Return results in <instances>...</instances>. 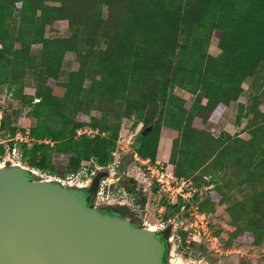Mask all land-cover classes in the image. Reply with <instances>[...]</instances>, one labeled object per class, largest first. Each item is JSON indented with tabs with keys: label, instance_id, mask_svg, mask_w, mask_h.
<instances>
[{
	"label": "trees",
	"instance_id": "16d2710c",
	"mask_svg": "<svg viewBox=\"0 0 264 264\" xmlns=\"http://www.w3.org/2000/svg\"><path fill=\"white\" fill-rule=\"evenodd\" d=\"M212 38L219 40L217 56L208 52ZM69 53L78 69L66 73ZM28 76L36 81L33 96L24 92ZM3 86L28 106L36 125L19 129L3 117L1 157L16 147L24 166L49 175L58 169L54 159L66 158L63 177L78 173L85 161L107 167L122 120L135 116L132 129L140 123L142 129L129 161L136 153L155 163L160 140L172 139L175 177L207 187L202 199L199 192L193 197L199 211L212 214L228 203L235 229L227 232L226 245L264 244V0H0ZM177 88L189 98L178 96ZM234 102L236 124L247 120L242 132L249 138L225 131L216 136L205 128ZM87 103L100 112L89 123L82 121ZM86 127L96 134L77 137ZM18 134L28 141L15 142ZM223 179L245 197L225 192L218 184ZM114 185L145 207L134 180ZM182 201L168 202L166 211L173 212L165 219L188 209ZM178 234L185 245V234Z\"/></svg>",
	"mask_w": 264,
	"mask_h": 264
},
{
	"label": "water",
	"instance_id": "95a60500",
	"mask_svg": "<svg viewBox=\"0 0 264 264\" xmlns=\"http://www.w3.org/2000/svg\"><path fill=\"white\" fill-rule=\"evenodd\" d=\"M34 174L0 165V264H173L157 231L102 214L82 189Z\"/></svg>",
	"mask_w": 264,
	"mask_h": 264
},
{
	"label": "rangeland",
	"instance_id": "374dc122",
	"mask_svg": "<svg viewBox=\"0 0 264 264\" xmlns=\"http://www.w3.org/2000/svg\"><path fill=\"white\" fill-rule=\"evenodd\" d=\"M17 14V12L15 13ZM17 16V15H16ZM55 27L60 29L62 36H67L69 32L67 29L60 24L59 22L56 23ZM15 31V29H12ZM204 30L201 31V34H204ZM15 33V32H14ZM16 34V33H15ZM13 34V35H15ZM47 34L49 35V29H47ZM13 35L7 39L6 43H9L13 38ZM219 40L217 38H212L210 44L208 46V52L213 55L220 54V49L218 47ZM38 46L33 47V53H37L39 51ZM75 54L69 53L65 57V61L63 63V70L66 73H69L72 70L78 69V63H74ZM35 85L36 81L35 78L29 77L25 80V89L24 92L28 96H33L35 94ZM88 85V83H87ZM175 93L183 98L186 97V92L181 89H175ZM96 104L87 103L84 108V114L82 116V121L85 123H89L92 118L99 117L100 112L95 109ZM231 110L230 117L225 119V123L217 124L214 126L213 123L208 124L205 128L208 130H213L215 135H219L221 130H230L233 135L240 134L242 138H249L250 136L247 133H243L242 130L247 123V120H243L242 123L238 126L234 125L235 117L237 116L236 113V105ZM0 111L3 112L2 119L9 122L11 126H18L19 129H30L36 125V120L33 118L28 117L29 108L27 105L21 104L18 100H15L9 93L7 86H3L0 88ZM229 118V119H228ZM138 119L137 117L133 116L131 119H123L121 122V129L119 134V139L117 142V147L115 149L114 161L108 167L101 168L93 163V161H85L81 163V168L78 173L76 174H68L66 177L64 176L65 169L67 168L69 161L66 158L54 159L53 164L58 169L54 175H49L39 170L30 169L27 166H24L22 160L20 161V165L25 167L31 171H33L35 176L41 180H62L65 181V185L73 184L72 186L80 185V186H88L91 183V180L94 175L103 174L104 182H107L105 185V190L100 189L97 190L96 201L100 205H115V206H126L128 210L126 213L128 217L135 220V222L146 228H154L157 232L162 230L167 231L169 235V239L172 237V241H169V251L167 259L172 261L173 264H264V244L260 246L255 245H248L247 247H237L231 248L227 243L228 239V231H233L235 228L231 223V219L226 212V204L221 205L218 207L217 210L212 214H207V220L209 223V231L210 233L215 232L218 235H211L208 241H202L201 246L199 248H191L188 244L182 245L178 242V233L180 229L175 231L174 228H179L178 226L181 223L185 222L186 224L194 222L197 218L198 213H203L199 211V204L198 197L194 198V193L192 196L186 197L188 199H184L182 201L185 205L188 204V209L182 207L181 214L176 213L174 217L171 215L168 219H165L167 214H172V210L169 212L166 211V207L168 202H166L165 196H163L156 188H152L148 182L146 181L145 177L140 175V167L145 166L141 163L140 156L136 153L133 155V159L129 161L130 154L134 152L133 146L135 144V140L137 138L138 132L142 129V123L137 127L136 130L132 129L133 123L135 120ZM231 125V127L229 125ZM234 125V127H233ZM155 128V126H154ZM228 128V129H227ZM220 129V130H219ZM88 131L91 135L96 134V131L92 130L89 127L84 128L83 131ZM79 131V132H80ZM6 132L2 130L0 134V140H6ZM77 133V137L83 133ZM171 142L162 138L159 143V150L157 160L161 162L165 172L168 174H173V166L171 163V152L172 147ZM4 156H9L7 153ZM3 156V157H4ZM13 159L16 158L15 154H12ZM1 157V156H0ZM15 157V158H14ZM18 160V159H17ZM154 163H151L149 166H153ZM124 166V167H123ZM144 169L147 170V165ZM104 172H112L114 175H108ZM109 179V181H107ZM134 180V182L138 186V190L140 193V199L146 200V205L144 208L141 206V201L138 202L135 200L133 195L128 194L125 190L121 188H117L114 184H118L120 180ZM207 180H211L209 177ZM193 182L192 187L197 189L199 193V198L202 199L205 196V190L207 187H200V184L193 179H190ZM213 183V180L211 181ZM111 184V185H109ZM218 184L224 186L225 192L228 193L232 197H236L238 200H241L245 196L241 193L239 194V188L232 184L226 186L225 179L218 181ZM213 185H211L212 187ZM98 192L100 194H98ZM249 194V193H248ZM198 208V210H196ZM185 213V214H184ZM184 215L183 219L180 218ZM181 220V221H180ZM178 223V224H177ZM173 224L175 226L173 227ZM190 247V249L188 248Z\"/></svg>",
	"mask_w": 264,
	"mask_h": 264
},
{
	"label": "built area",
	"instance_id": "2783aa9c",
	"mask_svg": "<svg viewBox=\"0 0 264 264\" xmlns=\"http://www.w3.org/2000/svg\"><path fill=\"white\" fill-rule=\"evenodd\" d=\"M2 116H3V112L0 111V134H1ZM81 133L90 134L86 130ZM14 140L15 142H23V141H28V138L24 137L21 134H18ZM4 143L5 141L0 140V145ZM12 154H15L16 156V158L14 157L15 159L11 158L13 157ZM8 155H10V157L9 156L0 157V165L7 164L8 162H10L11 164L12 163L21 164L20 156L16 147L12 151V153H8ZM140 161L143 165H145L143 167H140L139 169L140 175L146 178L145 182H148V184L152 188H157V190L163 196H165V198L170 204H176L177 202H179L180 198L183 201L184 199L186 201V199H188L186 197L190 198L192 196V193H194L193 195L197 193L198 190L192 187L193 183L190 180L188 179L178 180L175 177L174 172L173 174H168L167 172H165L161 162L156 161L153 166H149L152 163L150 160H140ZM146 165H147V170L145 171L143 168H145ZM101 168H105V167H101ZM58 181L62 183H66L65 181L62 180H58ZM107 181H109V179ZM106 183L107 182H104L103 190H105ZM196 210H198V208H196ZM196 217L199 218V220L196 219L194 222L189 224L183 222L181 223V225L178 226L179 228H177V230L180 229L185 234L184 243L187 245L189 244L190 246L192 244L201 243L202 241H208L212 235V233H210L209 231L207 214L198 213ZM177 238L179 243L183 241L181 236L178 235Z\"/></svg>",
	"mask_w": 264,
	"mask_h": 264
},
{
	"label": "flooded vegetation",
	"instance_id": "af4514ba",
	"mask_svg": "<svg viewBox=\"0 0 264 264\" xmlns=\"http://www.w3.org/2000/svg\"><path fill=\"white\" fill-rule=\"evenodd\" d=\"M7 165L11 166L12 164L10 162H8ZM104 173H107L108 175H114V174H112V172H104ZM32 177H33V179H37L36 176H32ZM56 181H58V180H56ZM104 181H105V179L103 180V174H97V175L93 176L91 183L88 186H85V187L80 186V185L72 186L73 184L70 185V183L68 184V186H72L74 188H80L84 191V194L86 195V202H87L88 207L96 208L102 214H110V215L119 216L120 218H128V219H130L132 226L141 227L140 225H138L135 222V220L128 217L126 210L123 209V208H127L126 206H115V205H109V204L102 206L99 203H97V201H96L97 193L96 192H97L99 187H100V189L102 188V190H103ZM62 184L64 186H66L65 183H62ZM98 194H100V193L98 192ZM174 226H175V224H173V227ZM176 229L177 228H174L175 231H177ZM172 238L169 239V235H168L167 231H165V230L158 232L157 239L165 245L164 262H168L167 256H168V251H169V241H172Z\"/></svg>",
	"mask_w": 264,
	"mask_h": 264
},
{
	"label": "crops",
	"instance_id": "0c3cea01",
	"mask_svg": "<svg viewBox=\"0 0 264 264\" xmlns=\"http://www.w3.org/2000/svg\"><path fill=\"white\" fill-rule=\"evenodd\" d=\"M186 97H187V94H186ZM233 104L234 105H236V113H237V111H238V103L237 102H234V103H231V105L224 111V113H223V115H222V117H221V119H220V121L218 122V123H216V124H214V126L215 125H217V124H221V123H225V119L227 118V117H230V113H232L231 112V110L234 108V106H233ZM229 119V118H228ZM229 125V124H228ZM234 125H236V126H238L237 124H236V117H235V121H234ZM234 125H233V127H234ZM214 126H213V128H214ZM230 127H231V125H229ZM213 128H212V132L214 133V130H213ZM228 129V128H227ZM220 130V129H219ZM231 130V129H230ZM230 130H221L220 131V133L221 132H228V133H230V134H232L231 133V131ZM219 133V134H220ZM215 134V133H214ZM233 135V134H232ZM216 136H218V135H216ZM166 140H168V141H170L171 142V146L170 147H172V144H173V142H172V139H168V138H165ZM158 161V160H157ZM160 162V161H159Z\"/></svg>",
	"mask_w": 264,
	"mask_h": 264
},
{
	"label": "bare ground",
	"instance_id": "6f19581e",
	"mask_svg": "<svg viewBox=\"0 0 264 264\" xmlns=\"http://www.w3.org/2000/svg\"><path fill=\"white\" fill-rule=\"evenodd\" d=\"M70 185H72V184H70ZM149 228V227H148ZM150 230H154V231H156V229H154V228H149Z\"/></svg>",
	"mask_w": 264,
	"mask_h": 264
}]
</instances>
